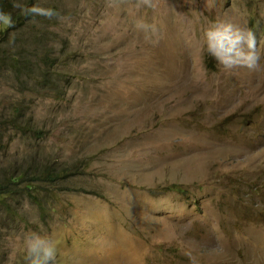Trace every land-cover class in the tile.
Returning <instances> with one entry per match:
<instances>
[{"label": "rangeland", "instance_id": "rangeland-1", "mask_svg": "<svg viewBox=\"0 0 264 264\" xmlns=\"http://www.w3.org/2000/svg\"><path fill=\"white\" fill-rule=\"evenodd\" d=\"M31 1L0 29V183L64 177L0 195V264L30 231L55 264H264V0ZM218 19L255 34L254 70L208 54Z\"/></svg>", "mask_w": 264, "mask_h": 264}, {"label": "clouds", "instance_id": "clouds-1", "mask_svg": "<svg viewBox=\"0 0 264 264\" xmlns=\"http://www.w3.org/2000/svg\"><path fill=\"white\" fill-rule=\"evenodd\" d=\"M137 7L155 8L153 0H137ZM36 14L51 18L56 14L52 9H41L34 6L31 9ZM135 27L145 32L146 38L150 31H155L154 26L143 20L135 21ZM207 52L224 69L230 70L237 67H246L254 70L259 63L261 53L257 50L255 34L231 20L218 19L212 21L203 31ZM24 210L30 211L27 201L23 202ZM40 229L44 232L41 224ZM23 242L26 251V264H55L56 248L48 234L30 231L24 234Z\"/></svg>", "mask_w": 264, "mask_h": 264}, {"label": "trees", "instance_id": "trees-1", "mask_svg": "<svg viewBox=\"0 0 264 264\" xmlns=\"http://www.w3.org/2000/svg\"><path fill=\"white\" fill-rule=\"evenodd\" d=\"M12 0H0V29H3L6 34H9L10 30H14L15 25H14V20L20 19L22 16L17 13L15 14V17L13 16V20H4L6 19V13L8 10H5V8L11 3ZM28 4H31V0H27ZM34 132L37 134L40 131L39 130H34ZM62 171V168L61 170ZM31 174L29 177L33 179H38V181H43L46 183H53L55 182L58 178L64 177V174L62 172H58V170L46 169V165L44 164H37V168L33 169L32 171H23L20 172L19 174H13L10 176V186H8L5 182L0 183V195L8 194V197H12L15 194V186H21L25 185L22 187L24 191L28 189L30 192V183L27 181L30 178H27V176ZM33 184V183H32ZM6 186H8L6 188ZM3 187V188H2ZM32 195V194H31ZM33 196V195H32ZM34 197V196H33ZM35 200L37 203H40V208L43 207V203L41 200L35 197Z\"/></svg>", "mask_w": 264, "mask_h": 264}]
</instances>
